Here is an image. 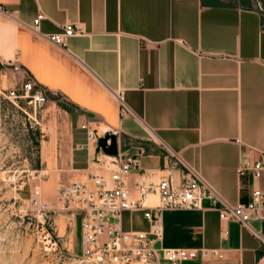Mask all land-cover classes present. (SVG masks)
Segmentation results:
<instances>
[{"label": "crops", "instance_id": "crops-1", "mask_svg": "<svg viewBox=\"0 0 264 264\" xmlns=\"http://www.w3.org/2000/svg\"><path fill=\"white\" fill-rule=\"evenodd\" d=\"M260 1L0 0L12 13L0 17V62L32 75L67 120L55 142L40 149L44 193L105 172L106 155L88 139L95 130L97 136L117 133L120 151L145 149L130 185L155 184L169 174L180 184L188 167L227 202L250 201L251 174L239 176L237 167L244 158L264 156ZM39 13L44 17L34 30ZM68 23L81 32L67 37L65 48L44 37ZM120 90L135 117H120ZM204 205L164 211L161 245L217 251L182 264H259L264 245ZM249 224L264 235V220ZM121 226L147 229L148 222L141 211H124ZM63 232L81 245L78 217Z\"/></svg>", "mask_w": 264, "mask_h": 264}, {"label": "built area", "instance_id": "built-area-1", "mask_svg": "<svg viewBox=\"0 0 264 264\" xmlns=\"http://www.w3.org/2000/svg\"><path fill=\"white\" fill-rule=\"evenodd\" d=\"M260 8H263L259 4ZM10 17L12 13L0 4V17ZM44 17L39 13L33 20L36 30ZM61 31L44 35L57 46L66 47V39L80 28L68 23ZM14 69L23 72L24 79L19 87L20 93L10 91L9 99H27L34 107L49 101L48 91L28 72L14 64ZM120 117L136 114L126 103L123 91L116 94ZM15 103V102H14ZM115 133V132H114ZM96 131L88 132V139L97 140ZM163 148L166 149L164 146ZM145 152L140 147L136 154L118 150L116 156L106 155L103 161V173H91L84 180L61 182L57 199L69 211V225L78 217L80 222L81 252L80 264H182L183 261L197 257L216 255L215 249H196L186 247H164L163 213L166 210L204 209V202L218 212L221 221H237L264 245V235L253 229L249 220H264V156L249 161L242 159L237 167L239 176L251 174V200L231 204L224 200L197 172L187 167L185 177L180 184L173 181V175L162 178L155 184L135 182L129 184L132 171L140 169V156ZM179 161L174 160L173 165ZM151 195L156 196L152 203ZM124 211H141L148 222L147 229H123L121 216ZM52 246L49 233L43 235ZM259 264H264V257Z\"/></svg>", "mask_w": 264, "mask_h": 264}, {"label": "rangeland", "instance_id": "rangeland-1", "mask_svg": "<svg viewBox=\"0 0 264 264\" xmlns=\"http://www.w3.org/2000/svg\"><path fill=\"white\" fill-rule=\"evenodd\" d=\"M9 62H0V264H80L81 245L75 234L69 241L63 232L69 229L63 216L70 213L57 193H44L45 176L37 173L40 149L62 133L67 120L51 101L34 107L27 99L6 97L20 93L25 75ZM46 233L55 246L45 241Z\"/></svg>", "mask_w": 264, "mask_h": 264}, {"label": "water", "instance_id": "water-1", "mask_svg": "<svg viewBox=\"0 0 264 264\" xmlns=\"http://www.w3.org/2000/svg\"><path fill=\"white\" fill-rule=\"evenodd\" d=\"M96 150L102 151L109 156L118 154V135L112 131H108L104 135L98 136L96 140Z\"/></svg>", "mask_w": 264, "mask_h": 264}, {"label": "trees", "instance_id": "trees-1", "mask_svg": "<svg viewBox=\"0 0 264 264\" xmlns=\"http://www.w3.org/2000/svg\"><path fill=\"white\" fill-rule=\"evenodd\" d=\"M61 104H63V106H65V107H66V105H65L64 103H61Z\"/></svg>", "mask_w": 264, "mask_h": 264}]
</instances>
